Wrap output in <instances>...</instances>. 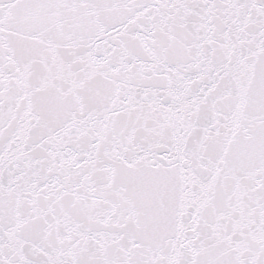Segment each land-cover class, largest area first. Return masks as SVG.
<instances>
[{"label":"snow or ice","instance_id":"1","mask_svg":"<svg viewBox=\"0 0 264 264\" xmlns=\"http://www.w3.org/2000/svg\"><path fill=\"white\" fill-rule=\"evenodd\" d=\"M0 264H264V0H0Z\"/></svg>","mask_w":264,"mask_h":264}]
</instances>
